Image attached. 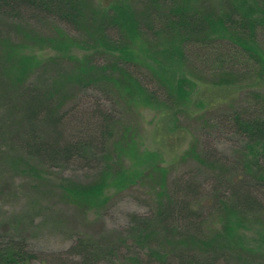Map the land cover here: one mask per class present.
Here are the masks:
<instances>
[{"label": "trees", "instance_id": "1", "mask_svg": "<svg viewBox=\"0 0 264 264\" xmlns=\"http://www.w3.org/2000/svg\"><path fill=\"white\" fill-rule=\"evenodd\" d=\"M198 1L201 10L192 5ZM207 1L113 0L100 6L93 0H0L2 118L18 117V151L27 166L84 162L93 170L88 181L66 179L57 189L61 200L82 212L103 207L109 190L143 188L153 214L134 217L131 230L137 242L149 245L154 262L217 264L230 257L264 264V244L246 249L243 242V229L264 230V43L258 39L264 3L221 0L224 12L216 14ZM46 49L61 55L37 56ZM133 68L148 72L156 87ZM35 70L43 87L26 84ZM193 77L216 87L252 85L245 106L224 119L244 139L238 181L208 213L193 204L188 188H169L161 153L142 148L138 115L149 109L175 122L190 104ZM84 88L105 91L118 111L100 103L84 115L76 106L66 110ZM187 160L219 178L231 172L216 167L221 160L200 151L196 140L179 157ZM88 244L80 240L64 251L71 255L67 264L95 258ZM45 260L24 239L0 238V264Z\"/></svg>", "mask_w": 264, "mask_h": 264}, {"label": "rangeland", "instance_id": "2", "mask_svg": "<svg viewBox=\"0 0 264 264\" xmlns=\"http://www.w3.org/2000/svg\"><path fill=\"white\" fill-rule=\"evenodd\" d=\"M93 1L100 6H109L113 0ZM207 2L214 7L216 14L224 12L221 0ZM258 2L261 5L264 3L261 0ZM192 5L195 10L202 9L201 1ZM115 33L116 29L113 28L111 35ZM258 39L264 43V33ZM74 54L79 55L81 51H75ZM59 55L60 52L52 49L37 53L43 59ZM98 59H102L101 55ZM136 71L143 83L152 89L156 87L148 72L140 69ZM39 74L37 70L31 72L26 84L34 83L43 87ZM193 81L196 87L191 94L190 104L175 122L171 115L149 109H141L138 115L143 133L142 148L161 153L162 164L169 169V188H188L193 204L203 205L201 210L208 213L216 197L227 196L238 181L239 170L236 171L235 166L240 168L239 158L244 139L224 119L226 113L245 106L247 99L251 98L249 92L252 91V85L216 87L196 77H193ZM260 91L264 95V89L260 88ZM76 94L77 98L67 104L65 109L76 106L80 110L77 115L92 112L98 103L108 110L112 107L118 111L103 90L84 88ZM2 117L3 110L0 107V238L24 239L31 251L37 253L39 258L46 259L43 264H67L71 255L63 254L64 251L77 245L80 240L92 243V246L88 245L95 250L96 256L82 264H176L170 261L154 262L149 257V245L137 242V234L131 230L136 225L134 217H149L153 214L152 204L143 188L133 187L118 193L109 190L107 194L110 199L103 207L87 212L78 210L61 200L57 189L66 179L88 181L93 170L84 162H47L45 168L37 170L27 166L23 160L26 158L21 159L18 151V117ZM193 140L197 141L200 151L214 160H221L220 163L214 162L216 167L231 171L224 175L226 178L217 177L218 174L211 169L191 160L179 161L180 155ZM243 231L244 248L264 244L261 226H249ZM77 254L72 260L79 259ZM136 257H140V260ZM224 259L218 260L217 264H238L233 258Z\"/></svg>", "mask_w": 264, "mask_h": 264}]
</instances>
